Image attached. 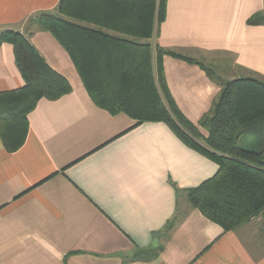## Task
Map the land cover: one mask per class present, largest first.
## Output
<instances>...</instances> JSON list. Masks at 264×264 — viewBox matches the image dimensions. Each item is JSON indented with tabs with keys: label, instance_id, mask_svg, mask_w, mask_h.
Returning a JSON list of instances; mask_svg holds the SVG:
<instances>
[{
	"label": "crops",
	"instance_id": "1",
	"mask_svg": "<svg viewBox=\"0 0 264 264\" xmlns=\"http://www.w3.org/2000/svg\"><path fill=\"white\" fill-rule=\"evenodd\" d=\"M58 3L0 0V32L25 36L71 87L58 100H39L19 150L6 152L0 139V264H264L262 221L223 232L186 199L184 191L212 178L217 165L162 122L137 125L97 108L65 50L29 24ZM263 10L264 0H167L155 44L209 63L221 82H264V26L246 24ZM162 69L177 109L197 125L216 102L219 82L168 55ZM24 84L12 46L3 43L0 92ZM158 245L155 259H132Z\"/></svg>",
	"mask_w": 264,
	"mask_h": 264
},
{
	"label": "trees",
	"instance_id": "2",
	"mask_svg": "<svg viewBox=\"0 0 264 264\" xmlns=\"http://www.w3.org/2000/svg\"><path fill=\"white\" fill-rule=\"evenodd\" d=\"M166 1L59 0L53 13H42L29 24L51 34L65 50L97 108L125 114L137 125L162 122L188 148L217 165L212 178L184 193L192 209L223 232H233L264 213V82H221L200 62L158 47ZM246 24L264 26V10ZM3 43L12 46L25 82L0 92V139L5 151L13 153L25 142L27 116L39 100H58L70 94L71 87L22 34L0 32V46ZM165 55L199 65L220 84L216 102L197 125L180 113L169 94L162 69ZM176 222L173 216L165 234ZM161 248L138 249L132 259L153 260Z\"/></svg>",
	"mask_w": 264,
	"mask_h": 264
},
{
	"label": "rangeland",
	"instance_id": "3",
	"mask_svg": "<svg viewBox=\"0 0 264 264\" xmlns=\"http://www.w3.org/2000/svg\"><path fill=\"white\" fill-rule=\"evenodd\" d=\"M201 65L205 68V70H208V71H210L211 73H212V75H214V73H213V70H211L210 69V64L209 63H201ZM263 215H264V213H263ZM263 215H259L258 217H256V218H254V219H252V222H254V221H262L263 223H264V216ZM250 223V222H249ZM238 230V229H237ZM262 230H263V228H262ZM264 233V232H263Z\"/></svg>",
	"mask_w": 264,
	"mask_h": 264
}]
</instances>
